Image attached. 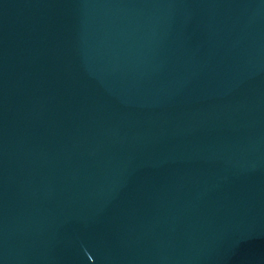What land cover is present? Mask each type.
Segmentation results:
<instances>
[{"label": "water", "instance_id": "1", "mask_svg": "<svg viewBox=\"0 0 264 264\" xmlns=\"http://www.w3.org/2000/svg\"><path fill=\"white\" fill-rule=\"evenodd\" d=\"M0 264H264V0H0Z\"/></svg>", "mask_w": 264, "mask_h": 264}]
</instances>
